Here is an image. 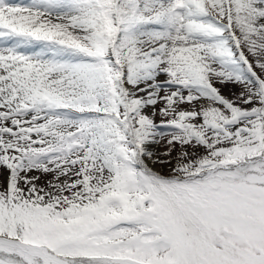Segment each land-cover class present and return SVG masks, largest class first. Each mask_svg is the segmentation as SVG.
Wrapping results in <instances>:
<instances>
[{
    "label": "snow or ice",
    "instance_id": "1",
    "mask_svg": "<svg viewBox=\"0 0 264 264\" xmlns=\"http://www.w3.org/2000/svg\"><path fill=\"white\" fill-rule=\"evenodd\" d=\"M0 264H264V0H0Z\"/></svg>",
    "mask_w": 264,
    "mask_h": 264
},
{
    "label": "rangeland",
    "instance_id": "2",
    "mask_svg": "<svg viewBox=\"0 0 264 264\" xmlns=\"http://www.w3.org/2000/svg\"><path fill=\"white\" fill-rule=\"evenodd\" d=\"M12 2H18V0H12ZM25 2H27V0H25ZM249 59H252V57L250 56ZM257 71H259V70L257 69ZM161 79L163 80L164 77H161ZM214 83L217 87H219L221 89L222 94L228 96L229 98H231L235 94H238L240 91V88L238 85H234V84H230V83L227 85H222L219 82H215V81H214ZM158 107H159V105H158ZM156 119H157V122H159L161 117L157 116ZM164 148H165V143L161 142V144L158 145V149H156V151L162 152V151H164ZM164 171H166V169ZM49 179H51L50 176L42 177L40 183H45Z\"/></svg>",
    "mask_w": 264,
    "mask_h": 264
},
{
    "label": "bare ground",
    "instance_id": "3",
    "mask_svg": "<svg viewBox=\"0 0 264 264\" xmlns=\"http://www.w3.org/2000/svg\"><path fill=\"white\" fill-rule=\"evenodd\" d=\"M153 147L155 150L158 149V145H153Z\"/></svg>",
    "mask_w": 264,
    "mask_h": 264
}]
</instances>
